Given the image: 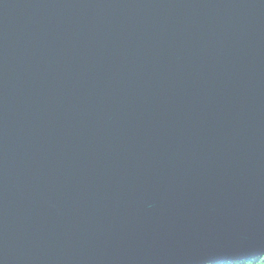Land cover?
I'll return each mask as SVG.
<instances>
[{
  "label": "water",
  "instance_id": "95a60500",
  "mask_svg": "<svg viewBox=\"0 0 264 264\" xmlns=\"http://www.w3.org/2000/svg\"><path fill=\"white\" fill-rule=\"evenodd\" d=\"M264 255V0H0V264Z\"/></svg>",
  "mask_w": 264,
  "mask_h": 264
},
{
  "label": "trees",
  "instance_id": "16d2710c",
  "mask_svg": "<svg viewBox=\"0 0 264 264\" xmlns=\"http://www.w3.org/2000/svg\"><path fill=\"white\" fill-rule=\"evenodd\" d=\"M215 264H264V255H257L254 257L233 261H220Z\"/></svg>",
  "mask_w": 264,
  "mask_h": 264
}]
</instances>
